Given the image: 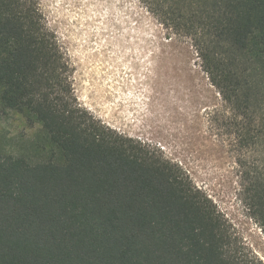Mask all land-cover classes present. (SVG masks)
<instances>
[{
    "label": "trees",
    "instance_id": "obj_1",
    "mask_svg": "<svg viewBox=\"0 0 264 264\" xmlns=\"http://www.w3.org/2000/svg\"><path fill=\"white\" fill-rule=\"evenodd\" d=\"M195 50L243 119L245 147L264 114V0H140ZM0 264H258L183 169L77 101L71 67L37 0H0ZM248 174V173H247ZM264 231V177H248Z\"/></svg>",
    "mask_w": 264,
    "mask_h": 264
},
{
    "label": "rangeland",
    "instance_id": "obj_2",
    "mask_svg": "<svg viewBox=\"0 0 264 264\" xmlns=\"http://www.w3.org/2000/svg\"><path fill=\"white\" fill-rule=\"evenodd\" d=\"M37 2L69 61L78 103L178 164L224 217L240 256L264 264V231L245 191L248 177H264V138L243 145L244 120L210 83L190 44L140 0ZM256 123L252 133L262 135L264 114ZM0 127L8 139L28 134L15 116Z\"/></svg>",
    "mask_w": 264,
    "mask_h": 264
}]
</instances>
